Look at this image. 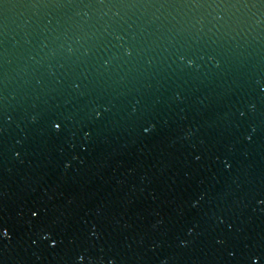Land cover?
Segmentation results:
<instances>
[{
	"label": "water",
	"instance_id": "1",
	"mask_svg": "<svg viewBox=\"0 0 264 264\" xmlns=\"http://www.w3.org/2000/svg\"><path fill=\"white\" fill-rule=\"evenodd\" d=\"M0 264H264V0H0Z\"/></svg>",
	"mask_w": 264,
	"mask_h": 264
}]
</instances>
